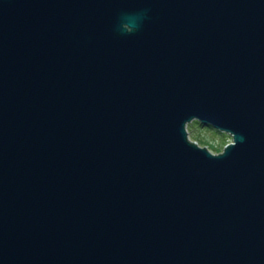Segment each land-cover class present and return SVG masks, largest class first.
Returning <instances> with one entry per match:
<instances>
[{"label": "water", "instance_id": "95a60500", "mask_svg": "<svg viewBox=\"0 0 264 264\" xmlns=\"http://www.w3.org/2000/svg\"><path fill=\"white\" fill-rule=\"evenodd\" d=\"M0 264H264V0H0Z\"/></svg>", "mask_w": 264, "mask_h": 264}, {"label": "rangeland", "instance_id": "374dc122", "mask_svg": "<svg viewBox=\"0 0 264 264\" xmlns=\"http://www.w3.org/2000/svg\"><path fill=\"white\" fill-rule=\"evenodd\" d=\"M205 126H200L197 122L191 121L188 123L187 128L189 130V137L191 140L196 139L197 143H209V149L211 148L212 143H222L225 141L226 135H231L227 132V134H223L222 131L212 128H203ZM232 136V135H231ZM194 141V140H193Z\"/></svg>", "mask_w": 264, "mask_h": 264}, {"label": "clouds", "instance_id": "9594fccd", "mask_svg": "<svg viewBox=\"0 0 264 264\" xmlns=\"http://www.w3.org/2000/svg\"><path fill=\"white\" fill-rule=\"evenodd\" d=\"M124 28L126 31H131V26L130 25H124ZM194 142L196 141V139H194ZM225 141L226 142H222V143H212L211 144V148H210V151L216 155V156H220L224 153V150L225 148L228 146V145H233L234 144V140H233V137L231 135H226L225 136ZM209 143H211V141H209ZM209 143H200L199 146L200 148L202 149H206V148H209Z\"/></svg>", "mask_w": 264, "mask_h": 264}, {"label": "trees", "instance_id": "16d2710c", "mask_svg": "<svg viewBox=\"0 0 264 264\" xmlns=\"http://www.w3.org/2000/svg\"><path fill=\"white\" fill-rule=\"evenodd\" d=\"M194 122H197L200 126H205V127H203V128H206V127H208V128H212V129H216V128H214V127H212V126H206V125H203L199 120H193ZM218 130V129H217ZM222 133L223 134H227V133H225V132H223L222 131Z\"/></svg>", "mask_w": 264, "mask_h": 264}]
</instances>
